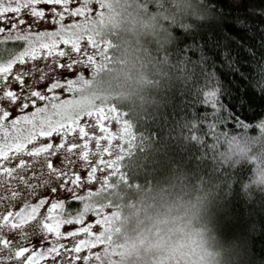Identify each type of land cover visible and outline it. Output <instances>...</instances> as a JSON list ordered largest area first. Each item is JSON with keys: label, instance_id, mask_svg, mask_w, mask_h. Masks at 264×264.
<instances>
[{"label": "trees", "instance_id": "obj_1", "mask_svg": "<svg viewBox=\"0 0 264 264\" xmlns=\"http://www.w3.org/2000/svg\"><path fill=\"white\" fill-rule=\"evenodd\" d=\"M81 2L84 4L85 0ZM203 2L210 11V18L193 21L194 28L174 27L172 42L156 53L165 70L154 81L156 89L150 102H125L116 98L94 102L95 109L105 107L116 110L112 114L119 121L120 132L117 164L113 165V171L108 176V184L100 186L94 194L100 196L99 202L109 206L120 222L122 212L132 206L129 203L131 192L171 166H183L218 181L213 207L215 223L223 235L238 237L244 242L249 253L248 264H264V190L249 183L255 162L226 154V145H230L237 134H254L257 124L264 122V0ZM16 4L17 0H6L2 5L15 7ZM86 4L82 20L79 15H69V20L63 23L65 28L73 23H87L100 11L99 4L94 0H88ZM78 5L76 8L82 7V4ZM41 6L45 7L42 11L50 14L53 9L57 13L64 12L62 5L41 2ZM28 12L30 9L21 8L19 14L4 13L0 16V24L6 22L9 25L20 15L31 16ZM27 26L0 33V41H3L0 43V65H6L8 60L27 47V42L9 37L55 32L60 27ZM87 36L88 33L79 41L80 53H74L71 44L61 42L57 45L61 48L59 50L69 54L57 57V60L62 59L61 64H68L70 59L78 60L81 53L83 56L71 71L66 68L69 74L55 75V80L51 79L46 86L57 81L64 85L68 80H78L75 85L77 92L82 85L91 83L99 68V51L89 44ZM98 42L102 46L104 41L101 39ZM44 51L40 50L38 55L42 56ZM84 53L97 59L95 67L84 63L87 59ZM107 54L111 55L109 48ZM52 62L51 57L41 58L36 61V66H49ZM17 65L20 63L12 68ZM26 79L24 76V86L29 88L24 95H20L19 101L30 95L34 85L32 80L28 85ZM17 86L20 84L13 82L11 90L16 92ZM7 87L2 86L0 90L4 91ZM66 92L69 95L64 92L62 97L80 98L73 91L66 89ZM46 97L51 98L52 94L47 93ZM22 104L19 102L4 109L0 106V116L10 108L14 113L21 112L24 110ZM125 124L129 126L127 132ZM15 143V139L5 142ZM5 151L12 158L14 149L9 151L5 148ZM20 155L23 154L15 157ZM19 172L23 174L22 170ZM26 172L28 176L32 173L31 170ZM12 180L6 178L3 182L4 187H10L5 193L11 196L14 189L15 193L19 192ZM61 202L64 218L69 213L72 216L78 214L85 203L75 197H66ZM93 204L98 207L95 202ZM5 208L0 206V212Z\"/></svg>", "mask_w": 264, "mask_h": 264}, {"label": "clouds", "instance_id": "obj_2", "mask_svg": "<svg viewBox=\"0 0 264 264\" xmlns=\"http://www.w3.org/2000/svg\"><path fill=\"white\" fill-rule=\"evenodd\" d=\"M99 15L88 21L110 46L91 83L75 92L81 108L99 99L150 102L164 72L156 53L173 40V28H194L210 18L203 0H94ZM226 154L255 162L249 183L264 190V122L254 134H237ZM218 181L173 165L129 195L121 215L118 264H248L238 237L223 235L213 212Z\"/></svg>", "mask_w": 264, "mask_h": 264}, {"label": "rangeland", "instance_id": "obj_3", "mask_svg": "<svg viewBox=\"0 0 264 264\" xmlns=\"http://www.w3.org/2000/svg\"><path fill=\"white\" fill-rule=\"evenodd\" d=\"M5 2L6 0H0V3L2 4H5ZM78 4H82L81 8H83V6L85 8L87 7V4L85 2L83 4L81 0H73L67 5L68 11L71 12L72 10L76 9V7L79 6ZM61 7L63 8V6ZM36 8L37 10H42V8L45 7H42L41 3H39L36 4ZM43 12L45 13L43 19L33 18L34 21H32V17L25 14L17 17L16 20L12 23H9L8 21L9 25L6 22L2 23L0 24V29H3L4 31L0 33H5L12 29L14 30V24L18 26L15 29L28 27L27 25L32 27L37 26L38 28H51L56 27L58 25L60 26V24L63 25V23L67 22L66 20H69V14L65 13L64 19L60 21V24L53 23L52 21L54 19L59 20V16H56L55 13H52V15L48 11ZM27 16L28 18H26ZM78 17L82 20V17L80 15ZM21 19L25 21L23 25L19 24V20ZM59 49L61 48L57 46L56 51H59ZM81 56H83V53H81ZM81 56H78V60H81ZM36 61L37 60L30 61L26 57L24 64L14 66V68H12L11 72L8 74L7 89L11 90V86H13L14 77L16 74L32 72L33 68L31 67H33V65H37ZM58 61L60 64L62 63V59H58ZM37 68H43L45 72L48 73V75L44 81H40L39 72H35L30 76H26L28 78V80L26 79L27 84L32 80L33 84L35 85H33V87L31 88V92L38 91L44 96H47V93H49L52 94V96H55L57 99L40 100L38 98L32 97L28 100L23 99L21 101H18L15 106L19 102H21L23 104L27 103L28 107L23 108L24 110L17 113H14V110L12 108L8 109V112L10 114L7 118L3 120V124L8 129L9 136L5 138L2 132H0V143L5 144V142H10L11 139H14V137L17 135V133H14L12 131L11 126V121L15 120L17 117L24 115H28L29 117H31V114L35 112L37 108H45V106H47V112L43 115L51 116L53 120H57L59 119V117L53 115L54 110L51 107L53 103L59 104L62 101H73L79 99L74 98L72 96L62 97L63 95L61 94H63L64 92L66 93V95H69V93L66 92L67 83H65L60 88L53 89L51 92L48 91L50 85L46 86V84H49L51 79L55 80V75L69 74L68 72H66V68L58 69L54 73L49 70L48 65H39V67ZM25 83L26 82L24 81V84ZM1 87L2 86H0V88ZM16 88V93H20L19 95H24L29 87L26 88V86H24L22 88L21 86H17ZM4 91L2 89L0 90V96L3 95ZM32 100H35L34 105L32 103ZM3 102H5V100H0V106L2 109L14 106L11 102H5L7 105H4L5 103ZM98 109H103L105 113L108 112V109H106L105 107ZM93 110L94 109H91V111ZM110 115L111 118L103 122L104 127L107 129V132H102L96 124L95 115L88 116L86 113L82 114L79 117L76 130L69 132V134L66 136L65 149L68 144H83L84 141L80 137L79 127H84L85 132L88 133V137H85V139H88V148H77L74 154L71 155L66 154L65 150L62 149L58 155L49 157V159L52 161L53 168L57 169V171L60 173L67 174L69 178L67 184H65L64 178L57 179L55 173L49 172L47 164L44 161L43 157L34 158L26 155L27 152L32 151L34 148L41 147L42 145H47L48 143H52L55 147V145L59 144L62 138H64L63 132H54L51 137H44L39 136L37 128L36 137L32 140L31 143L25 144L24 152H22L23 155H20L18 157L16 156L15 159H12L9 156L10 162H8V164L6 163L7 161H2V164H0V166L16 168L20 160L23 159L31 165L27 170L32 171L30 176H28L25 175L27 172L22 170L23 174L21 175L24 176L27 183H22L15 179L12 180V184L16 185V188L19 191L17 193V199H12L10 193H5V190L10 189L9 186L4 187L3 185L4 180L8 177L0 173V185H3L2 187H0V197L4 198L0 200V206H6L5 210H3V213L6 211L5 215L8 211H19L20 208H22L25 204L34 205L37 204L41 199L47 200V203L39 209L37 220L24 227L23 233L27 234L26 239L22 238L23 233L20 230L10 231L8 228H5L2 232H0V239H7L11 241L12 249L11 252H9L8 250H4L2 253H0V256H11L13 252L22 248H29L31 250L25 253L24 256L20 258L12 259L11 261H9V264H27L28 256L32 255L33 252H41L50 247H53L54 244L56 246L64 245L63 248L59 249V255L53 254L52 256H45L44 258H40L38 256L37 259L33 262V264H85V257H89L87 264H118V261L120 259V248L122 247L120 243H117V241L121 240L120 234L118 232L120 222L118 221V218H116V216L114 215L111 208H109V206H107L106 204H103L105 205V207L101 210L99 214H97L96 212H89L85 214L82 223L62 225L60 227L61 236L59 238H57L53 233H46V230L41 227L43 218L48 213V207H50L53 202L61 203V201L66 197L86 196L88 192H94L99 190L100 186H106V179L108 184V176L113 171L114 166L107 167L101 164L97 167V164L100 160H115L120 151V132L117 126L119 121H116V117L112 113ZM39 119L40 116L37 117V120ZM17 127L23 129V136H26L28 134V131L32 130V125L27 124L23 121L19 125H17ZM89 137L106 138L100 140V146L98 148L96 144V139H89ZM109 139L111 140V143H109ZM105 148L108 149L107 152L104 151ZM82 152L88 153L86 160L80 158ZM227 156L232 155L227 154ZM94 167H96L94 178L91 180V182H89L88 173ZM77 174L80 177V184L78 186H73L71 184V178ZM62 184L65 185L63 188L61 187ZM53 188L56 189L55 192L52 191ZM60 211L61 210H58V213ZM104 217H111L110 224L108 226L109 231L105 239H103L100 243H96L93 247L82 248L80 253L70 251L72 248L77 246L80 240H90L91 237H89L88 234L82 232L72 237H66L65 234L68 232H78L80 228L91 225L90 232L92 233V236H99L102 232H104L107 225L103 224L102 222L97 223V221H103ZM62 218L68 219L69 216L65 218L64 216H62Z\"/></svg>", "mask_w": 264, "mask_h": 264}, {"label": "snow or ice", "instance_id": "obj_4", "mask_svg": "<svg viewBox=\"0 0 264 264\" xmlns=\"http://www.w3.org/2000/svg\"><path fill=\"white\" fill-rule=\"evenodd\" d=\"M46 3V4H56V5H62L64 8V12L56 13V10L53 9V13H55L56 16H59V20L54 19L52 22L60 24V21L64 19V14L68 13L69 15L76 16H85V10L83 8H76L72 10L71 12L68 11L67 5L69 0H23V2H20V0H17V4L15 7H12L11 5L5 7L2 4H0V16H2L4 13H15L19 14L21 11V8L30 9L29 14L32 17H35L37 19H43L45 13L42 10H37L35 7L36 4L39 3ZM88 0H85V3H87ZM99 15V12L97 13ZM87 20V17H86ZM25 23L24 20H19V24L23 25ZM18 26L16 24L13 25V28H17ZM3 29H0V32H3ZM88 33V42L89 44L94 48L98 49L99 51V59L101 58H109L107 55V49L109 48V44L107 42H103L102 46L97 40L96 33L92 31L90 28L88 22L87 23H73L71 25H68L67 28H65L64 25L60 24V27L55 32H40L37 34H24L20 35L17 34L15 37H9L11 39L16 40H22L27 42V47L24 49V51L20 52L18 56L8 60L6 65H0V86H6L8 84V74L11 72L12 67L14 64L19 62L20 64L25 63V58L27 57L30 61H35L38 59H48L49 57L53 58L52 64L49 65V70L53 73L58 69L67 68L69 71H71L74 68V65L80 63V60H72L70 59L69 63L64 65L60 64L59 61L56 59V57H65L69 55L63 50L56 51L57 45L59 43H64L65 45L71 44L72 51L74 53H80L79 48V41L84 37V35ZM0 43H3V41H0ZM40 50H45L43 55H38V52ZM84 55L87 57V59L84 61L89 66L95 67L97 65V59L93 55H88L87 53H84ZM54 65V67H53ZM35 72L40 73V81H44L47 78L48 73L45 72L43 68H37L35 65H33L32 72L27 73H20L15 75L14 82H18L20 86L24 87V76H30ZM78 83L77 81L68 80L67 81V90L75 92L77 89L75 85ZM63 85H61L58 81L53 82L49 88L48 91L51 92L53 89L60 88ZM32 97L38 98L40 100H56L57 98L55 96H52L51 98L46 97L42 95L38 91H32L29 96H25L24 99L28 100ZM20 99V95L10 89H6L2 96H0V100H9L13 105H15ZM33 105L35 104V100H32ZM22 108H27L28 104L24 103L21 105ZM53 111V115L58 116L59 119L53 120L51 116L43 115L47 112V106L45 108H37L35 112L31 114V117L28 115L17 117L15 120L11 121L12 131L14 133H17V135L14 137L16 140L15 144H4L0 143V164H2V161H9L10 157L6 153L5 148H7L9 151H12L14 149V155L12 156V159H15V155L20 154L24 152L25 144L31 143L32 140L37 135V128H38V134L39 136L44 137H51L52 134L55 133H64V138H62L61 142L55 147L52 143H48L47 145H42L41 147L34 148L32 151H29L26 153V155L34 158L43 157L44 161L47 164V168L50 173H55L57 179L64 178L65 184L68 183V176L66 173H60L57 171V169L53 168L52 161L49 159L51 156H56L60 153L62 149L65 150L66 154H74L75 150L77 148H88V139H85V137H88V133L85 132L84 127H79V133L81 139L84 141L83 144L77 145V144H68L65 149L66 144V136L71 131L76 130V126L78 125L79 117L82 114H87L88 116H96V124L100 128L102 132H107V129L104 127L103 122L106 120H109L111 118V113L115 112L116 110L114 108H109L108 112L105 113L103 109H95V105H91L88 108H81L78 104V101H62L59 104L53 103L51 105ZM89 109H95L94 111H91ZM8 111L3 112V116H0V132L4 135L5 138L9 136L8 129L4 126L3 120L9 116ZM40 116V119L37 120V117ZM25 122L27 124L32 125V130L28 131V134L26 136L22 135L23 129L18 128L17 125H19L21 122ZM129 126L125 124V132H127V129ZM96 139L97 147L100 146V140L104 139L106 137H89V139ZM109 143H111V140L109 139ZM105 152L108 151L107 148L104 149ZM88 156L87 152H82L80 158L86 160ZM119 157L116 158V160H100L98 161L97 167L101 164L112 167L113 165L117 164V160ZM31 165L28 164L25 160L21 159L19 164L16 166V168H7L0 166V173L8 177L9 179H15L22 183H27L24 176L20 174L19 170L27 171V169ZM96 171V167H94L89 173H88V181L91 182V180L94 178V173ZM15 174V175H14ZM105 183L107 185V179L105 180ZM71 184L73 186H78L80 184V177L79 175H75L71 178ZM3 185H0L2 187ZM65 185L62 184L61 187L63 188ZM53 192L56 191L55 188L52 189ZM95 192H88L86 196H76L75 199L80 201H85L83 205V209L78 212L74 217L69 213L68 219H63V212L60 211L58 213V210H62L64 208L63 203H56L53 202L50 207H48V213L43 218V222L41 223V227L46 230V233H53L57 238L61 236L60 233V227L64 224L71 225L73 223H82L83 217L85 214L89 212H96L99 214L101 210L105 207V205L101 204L100 196L94 194ZM18 197L17 193L12 194V199H16ZM4 199L3 197H0V200ZM93 202L98 204V207H94ZM47 203L46 199H41L37 204L29 205L25 204L22 208H20L19 211L12 212L8 211L5 215L3 212H0V232L3 231V229L8 228L10 231H16L20 230L23 233V229L28 224L34 222L37 220V216L39 213V209L43 207ZM111 217H104L103 221H97V223H103L107 225L104 232H102L99 236H92V233L90 232L91 225H88L87 227H82L78 230V232H68L65 234L66 237H72L76 236L79 233H86L89 237H91L90 240H80L76 247L72 248L70 251L75 253H80L82 248L84 247H93L96 243H100L105 237L107 236V233L109 231V224H110ZM50 222V223H49ZM22 238H27V234L23 233ZM64 245L56 246L54 244L53 247H50L46 250H43L41 252H33L32 255L28 256L27 264H33V262L37 259L39 256L40 258H44L45 256H52L59 255V249L63 248ZM4 250H8L9 252L12 251L11 249V241L7 239H0V253H2ZM31 251L29 248H22L20 250H17L12 253L11 256H0V264H9V261H11L14 258H20L24 256L25 253ZM78 258V257H77ZM85 264H87L89 257H85Z\"/></svg>", "mask_w": 264, "mask_h": 264}]
</instances>
